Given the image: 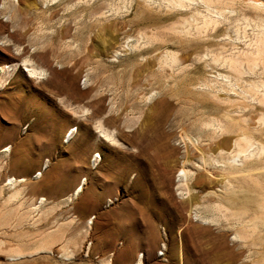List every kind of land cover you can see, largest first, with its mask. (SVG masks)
Masks as SVG:
<instances>
[{
    "label": "rangeland",
    "instance_id": "1",
    "mask_svg": "<svg viewBox=\"0 0 264 264\" xmlns=\"http://www.w3.org/2000/svg\"><path fill=\"white\" fill-rule=\"evenodd\" d=\"M205 3L192 0L183 9L165 0H0V64L21 62L28 54L46 69L44 78H36L21 68L0 89V264H137L139 254L142 264H253L255 253L243 254L226 214L217 218L202 207L221 224L199 223L184 204L187 194L177 190L181 137L214 136L213 142L218 136L200 126L202 112L190 106L203 92L192 83L215 75L218 80L212 81L222 82L220 73L237 79L232 68L208 60L215 49L230 56L264 34V0ZM204 16L212 22L202 32L206 39L196 30L188 36L173 30L186 17L196 26ZM127 38L132 50L113 56ZM14 45L21 46L22 55ZM172 55L176 63L167 60ZM237 80L226 93L232 88L230 99L251 101ZM29 94L34 99L27 113L18 121L9 118L6 106L20 109ZM86 107L88 114L79 117ZM98 117L115 132L118 144L98 135ZM72 126L75 136L68 140ZM165 135L177 148L175 167L166 155ZM133 137L146 149L139 159L133 156ZM8 146V153L1 152ZM96 153L103 159L98 165ZM118 162L130 166V173L124 183L114 184L111 174ZM132 163L151 178L136 183ZM202 173L208 189L218 188L220 170L208 166ZM10 177L26 180L12 187L6 184ZM92 201L99 202L90 207ZM153 212L162 216L154 221L155 242L149 230ZM221 233L226 246L220 244ZM180 250L183 259L176 262L173 251L180 257ZM7 251L23 256L10 262Z\"/></svg>",
    "mask_w": 264,
    "mask_h": 264
},
{
    "label": "bare ground",
    "instance_id": "2",
    "mask_svg": "<svg viewBox=\"0 0 264 264\" xmlns=\"http://www.w3.org/2000/svg\"><path fill=\"white\" fill-rule=\"evenodd\" d=\"M44 1L48 4V2L51 0ZM191 1L192 0H165V2L171 5L172 7L180 8L182 6H186V3ZM204 1L206 2V5H210L214 2V0ZM207 18H205L204 16L203 20H201L202 22H200L196 26H192L189 21L191 20L192 22L195 19H193V16L190 20H188V18L186 17L179 24L177 23L178 25L176 24L175 26H173V30L183 36H188L196 30L194 33H201L200 37H202L201 35H204V33L202 32L211 22V19L210 21H208ZM197 20L198 19H196V21ZM261 33L263 34V32ZM198 34H196L197 37ZM200 37L198 38L199 40H202V38L206 39V37H202L201 39ZM256 38L257 39H254L253 44H251L252 46L245 45L247 48L245 50H239L240 52L238 53H235V50H233L234 53L230 54V56L224 54L225 48L223 49L224 55L221 54L222 52L215 53L216 49L214 50V53L212 52L213 54L210 51L212 56L211 60L209 59L208 61H212L215 66H219L220 68H232L237 74L238 80H235H237L238 83L242 81L241 83L245 84V88H243L244 85L242 87L243 89H245L243 92H247L251 96H249V99L252 98V100L248 102L247 100H239L236 98L230 99L229 94H231L230 91L232 89H230V87H233L235 89L236 84L234 83L235 80L233 79V81H231L227 74L224 75L222 73H217L219 75V79L220 76L223 77V84L221 81L214 80L216 83L221 82L223 88H218V85H216V83L212 81L213 79H216V75L215 77L206 76L208 78L198 77V79L196 80L197 82L192 83L193 85L197 84L196 86L201 87V91L203 92L200 93L198 91L202 97H198L195 98L193 101H190V106L193 104L197 107L196 110L202 112V116H200V118H203H199L200 120L198 119V122L200 121V126L202 128L209 129L214 133H217L218 136L215 137L213 142L212 139L214 136L207 137V139L194 138L193 136L189 135L182 136L181 140L183 142L182 144L184 145V150L180 153V167L178 168L175 174V178L177 180V190H179V195L184 196L187 194L188 196L187 201H185L184 204H187L189 208L191 219H195L199 223L209 222L214 224H221L219 220H216L215 216L217 217V214L219 213H222V215L226 214V219L229 222V225H227L230 226V228L232 229L233 239L238 241V243L242 247L243 254L247 253L248 255V253L250 252L255 253V255L253 254V256H255L254 260L252 261L253 264H264V162L258 163V161L257 163L246 164L248 160L250 161V159H252V162H255L256 158H261L264 155V34ZM7 41L9 42L10 40L8 39ZM121 43L116 46L114 51L112 50L113 56L119 57L127 51L132 50L133 46H131L129 38L125 40L124 44ZM203 45L205 44H202L201 47ZM207 45L210 44L207 43ZM13 50H15V53L17 55H22L23 51L21 46L14 45ZM221 50L222 49H220V51ZM206 54L207 52L202 57H200V59H205ZM27 55L21 60V62H15L12 64H0V89L6 87L10 79L14 75H16L21 68H23L30 76L36 78H44L46 69L41 66H37L33 62V60ZM167 60H171L173 63H176L177 57L175 55H172L171 58L169 57V59ZM244 62L245 64H243ZM209 63H206V65ZM245 75L249 76V79L244 78ZM231 78H233V76H231ZM228 86H230V90L228 91L229 94L226 93V88L228 89ZM196 88L198 89V87ZM236 89H238L237 86ZM236 91L238 90H235V92ZM238 93H240V91ZM234 95H236V93ZM192 97L189 98L191 99ZM33 99L34 96L29 94V96L25 98L23 103H21L20 109H16L13 106H6L5 110L8 117L18 121L23 115L27 113L29 109V104L33 103ZM251 103H255L256 105ZM89 110L90 109H88L87 107L83 108L82 114H79V117L86 116ZM200 114H198V116ZM243 121H246V123H243ZM95 130L100 137L104 138V140H107L113 144L119 143V140L115 136V132L110 131L105 127L101 117L95 119ZM75 131L76 127L72 126L68 130V132H66L65 138H68V140L74 138ZM210 134L212 133H209V135ZM164 137L166 139V155L169 156V158L171 159L170 164H172V161L174 163L172 165L173 167H175L177 164V148L170 143L169 136L165 135ZM132 149L134 151L133 156L135 159L141 158L143 152H145L146 150L144 146L139 145V143L134 139V137L132 141ZM9 150L10 146L5 147L1 152H5L4 154H6L9 152ZM196 151H200V158H195ZM102 160V156L99 153H96L94 156L93 163H97L96 165H98ZM119 164V162L116 163L112 169L111 178L114 184L124 183L129 175L128 170L130 169V166H119ZM208 166L220 170L223 174L219 183L216 182L218 188L212 189L211 187L208 189V185H204L203 183L204 174L202 173V171L207 169ZM167 167H169V162ZM131 169L132 171L137 172V178L135 179L136 183H140L143 178H151V173L150 175H148L149 173H142L143 171L140 170L141 166L139 163H132ZM24 180L26 179L23 177L19 179H16V177H10L7 180L6 184L15 187L18 183ZM200 183L202 185L201 187H199ZM84 184H86L85 181L79 184L78 187L75 189V192L79 193L81 188H83ZM16 193L18 192H15L14 195ZM211 196L215 197L216 200L212 201L210 198ZM41 201H43V199H41ZM95 202L96 204H98L99 201H92L90 207H93ZM202 207L208 209L206 210V212H209L211 210L215 214V216L213 215V213L210 214L212 216H209V214L208 216L203 214V211L201 209ZM178 209V206H176L174 216L175 221H178L180 219V212ZM152 215L154 217H150L151 221L149 223V230L152 234L153 242H155L157 237V230L155 229L156 227L154 221L156 219H161L162 216L157 215V213L155 212H153ZM213 216L215 219L213 218ZM191 219H189V222L191 221ZM169 226L171 225L167 224V227ZM220 244L226 246L225 235L223 233L220 234ZM170 249H176L174 241H172ZM10 252L6 254V258L10 262L20 259L23 256L20 253ZM181 256L182 251L180 252V257L177 256V253L175 251H173L172 257L173 260H175L176 262L178 258L181 262V259H183V256ZM247 258L248 262H250L249 259L251 258ZM137 264H142V258L140 254Z\"/></svg>",
    "mask_w": 264,
    "mask_h": 264
}]
</instances>
